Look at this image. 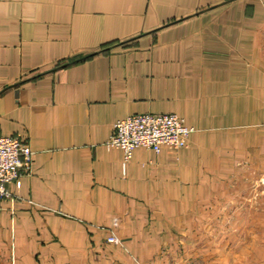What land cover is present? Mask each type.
I'll return each instance as SVG.
<instances>
[{
  "label": "crops",
  "instance_id": "0c3cea01",
  "mask_svg": "<svg viewBox=\"0 0 264 264\" xmlns=\"http://www.w3.org/2000/svg\"><path fill=\"white\" fill-rule=\"evenodd\" d=\"M145 113L193 131L124 170L107 142ZM11 135L34 161L1 203L0 264H264L189 253L220 248L219 219L255 215L232 204L264 176V0H0Z\"/></svg>",
  "mask_w": 264,
  "mask_h": 264
},
{
  "label": "built area",
  "instance_id": "2783aa9c",
  "mask_svg": "<svg viewBox=\"0 0 264 264\" xmlns=\"http://www.w3.org/2000/svg\"><path fill=\"white\" fill-rule=\"evenodd\" d=\"M176 114H137L115 123L114 133L107 145L123 153V168L126 170L133 152L143 147L159 153L162 147L182 149L192 133ZM34 152L20 135L0 136V212L2 201L9 198V186H20V179L32 172ZM109 244L118 245L120 240L113 233Z\"/></svg>",
  "mask_w": 264,
  "mask_h": 264
},
{
  "label": "rangeland",
  "instance_id": "374dc122",
  "mask_svg": "<svg viewBox=\"0 0 264 264\" xmlns=\"http://www.w3.org/2000/svg\"><path fill=\"white\" fill-rule=\"evenodd\" d=\"M248 183L247 186L240 187L236 191V200L232 204L234 206L233 213L245 211L250 217L255 215L249 219H237L238 221L231 217H228L226 221L219 219L218 223L214 224L215 227H209L208 233L211 241L213 244L221 245L215 252L202 249L200 242L197 239H192L194 248H191L189 253L193 257L200 258V262L202 258L209 257L215 258L219 262L228 259L236 262L249 256L259 257L260 253L264 255V247L261 248V243L264 245V231H262L263 233L259 232L261 227L264 229V176H260L257 180L253 178V182ZM239 224L245 229L244 234L243 231L238 234ZM258 243L260 245L254 249Z\"/></svg>",
  "mask_w": 264,
  "mask_h": 264
}]
</instances>
